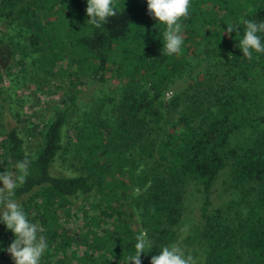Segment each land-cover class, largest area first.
<instances>
[{
  "label": "trees",
  "instance_id": "1",
  "mask_svg": "<svg viewBox=\"0 0 264 264\" xmlns=\"http://www.w3.org/2000/svg\"><path fill=\"white\" fill-rule=\"evenodd\" d=\"M86 7L87 0H0V20L20 29L24 39L4 50L20 55V71L34 56L32 71L46 78L76 85L109 78L122 83L111 115H89L75 126L78 175L52 173L74 97L53 110L34 152L17 127L0 142L1 162L12 172L16 161H29L14 199L29 196L20 204L43 229L38 235L48 248L40 264H128L142 230L153 247L141 253V262L150 264L151 256L176 240L192 182L205 192L195 238L208 247V264H264V53L253 51L248 58L238 47L241 18L264 21V0H191L189 16L181 20V52L171 56L163 50L165 25L149 14L147 0H114L116 15L99 28L88 23ZM229 22L238 25L230 34L224 31ZM258 35L264 43V32ZM203 39L227 53L229 78L212 82L203 93L194 82L193 93H175L166 102V92ZM171 113L179 116L172 132L162 136L160 124ZM243 128H251L253 137L232 147L231 135ZM156 154L169 160L163 172L151 166ZM141 161L147 166L136 182ZM230 162V184L238 192L234 215L212 211L209 202ZM137 185L143 191L130 198L129 187ZM85 195L93 201L80 215L73 199ZM14 238L0 221V264H13L6 249Z\"/></svg>",
  "mask_w": 264,
  "mask_h": 264
},
{
  "label": "rangeland",
  "instance_id": "2",
  "mask_svg": "<svg viewBox=\"0 0 264 264\" xmlns=\"http://www.w3.org/2000/svg\"><path fill=\"white\" fill-rule=\"evenodd\" d=\"M17 27L8 26L4 20H0V69L3 81H0V142L4 134L10 129L17 127L21 136L25 139V146L29 152H34L40 140V130L53 116V110L60 106L68 96L74 97L75 107L69 115V121L64 128V149L52 167L54 175H78L80 174V157L76 149L75 126H79L89 115L100 112L104 117L111 115V109L120 93L121 82L114 78L107 81L88 80L84 84L70 83L69 79H57L45 77L41 71H32L30 64L32 57H27L26 71H20L18 64L20 55H11L4 50L14 48V42L24 39ZM189 56V66L181 76L177 77L165 94V101L169 102L175 93H193L192 83H199L197 88L202 93L209 89L212 82L227 80L229 76L226 69L229 68V56L221 53L214 43L203 39L194 46ZM46 78V79H45ZM111 99L110 100H108ZM179 114L171 113L160 124L162 136L165 132H172L174 123ZM251 128H243L230 137L232 147L243 146L253 137ZM157 161H161L159 166ZM136 168V182L142 180L140 170L146 168V162H138ZM169 164V160H162L156 154V162L152 159L151 166H155L159 172H163ZM5 169L11 171V166L2 163L0 159V172ZM12 172V171H11ZM231 162L219 175L214 187L209 193L210 209L212 211L224 209L227 214H236V208L232 206L238 198V192L230 184ZM2 186V183H0ZM129 197H135L143 190L138 185L129 187ZM29 196L17 200L21 203ZM205 200V192L197 183H190L185 191L184 215L178 227V236L169 246L179 245L185 254H191L197 264H208V247L198 241L196 229L203 221L202 206ZM76 212L82 215L81 208L93 201L92 197L81 196L73 199ZM10 254V253H9ZM4 262V261H3ZM7 262V261H5ZM14 264V262H11ZM7 264H10L7 262Z\"/></svg>",
  "mask_w": 264,
  "mask_h": 264
},
{
  "label": "clouds",
  "instance_id": "3",
  "mask_svg": "<svg viewBox=\"0 0 264 264\" xmlns=\"http://www.w3.org/2000/svg\"><path fill=\"white\" fill-rule=\"evenodd\" d=\"M191 0H147L149 14L157 22L165 25L163 31V50L166 55L179 54L183 45L182 34L184 25L182 19L189 16ZM86 13L89 17L88 23L99 28L106 23L108 18L116 15L114 0H87ZM240 23L244 25L243 36L239 40L238 47L245 57L251 58L253 51L264 53V43L258 33L264 32V21L256 22L253 19L241 18ZM227 33H231L238 25L231 22L226 23ZM27 159L15 162L16 172L7 169L0 172V221L11 230L14 239L6 251L11 254L14 264H40L41 257L48 248L46 238L38 233L43 232L36 223L30 222L22 205L14 199L15 190L26 182L28 176ZM134 245L135 254L130 255L127 260L132 264H142L141 253L145 249L153 247L148 238L147 230H142L136 236ZM150 264H197L191 254L177 244L164 246L158 255L151 256Z\"/></svg>",
  "mask_w": 264,
  "mask_h": 264
}]
</instances>
